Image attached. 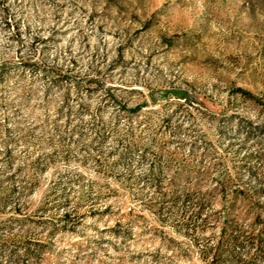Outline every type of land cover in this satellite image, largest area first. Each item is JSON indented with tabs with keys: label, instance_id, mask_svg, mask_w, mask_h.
<instances>
[{
	"label": "rangeland",
	"instance_id": "obj_1",
	"mask_svg": "<svg viewBox=\"0 0 264 264\" xmlns=\"http://www.w3.org/2000/svg\"><path fill=\"white\" fill-rule=\"evenodd\" d=\"M0 74V264H264V0H0Z\"/></svg>",
	"mask_w": 264,
	"mask_h": 264
},
{
	"label": "trees",
	"instance_id": "obj_2",
	"mask_svg": "<svg viewBox=\"0 0 264 264\" xmlns=\"http://www.w3.org/2000/svg\"><path fill=\"white\" fill-rule=\"evenodd\" d=\"M3 18H4V23L6 26L8 27H12L13 30L16 28V25L12 22V20L6 15V8L2 7V11H1ZM21 64L25 67H33L34 63L30 62L29 60H22ZM1 76V74H0ZM59 77L56 78H51V80L53 82H58V78L61 77V75H58ZM163 96H168V95H173L175 98L177 99H186L187 94L183 93V92H178V91H174V92H168V91H164L161 93ZM243 94L254 101H260L259 98H257L255 95L249 93V92H243ZM68 99V98H67ZM261 103V102H260ZM263 104V103H261ZM142 106H137L135 108L129 109V112H136L139 109H141ZM150 181L154 182H150L151 185L154 186H158L160 187V185L156 179H151ZM155 181H157V183L155 184ZM229 187V182L228 181H223L221 182V190L220 193L222 194L225 200V210H223L224 216H223V221L225 226L223 227V229H225L226 225H228L227 227H229L230 231H233L234 233L227 235V239L225 241L226 247L229 249H234V247L236 245H245L248 244L249 241L252 236L250 235H245V232H242L241 234L238 233V230L236 228H234L238 222L235 218H233L232 212L234 210V207L236 205V203L238 201H242L245 202L247 201L246 197H243L241 199H239L238 196H233L232 198L228 199V192L227 189ZM217 187L212 189V192L217 191ZM229 195V194H228ZM205 194L201 193V185L199 182H190L189 185L187 187L184 188L183 192L181 193L180 197H175L172 199V208L174 206H176L178 203H180L181 207H180V211H181V215H182V220H183V224H184V228H187L186 230L189 231H194L196 230L197 224L199 222V220L201 219V216L203 215V211L205 209V203H206V199H205ZM180 198V201H179ZM227 206V208H226ZM233 208V209H232ZM160 210L165 209L164 206L159 208ZM69 217V215L65 214L64 215V220H67ZM68 221V220H67ZM203 221V220H202ZM252 240H257V237H253ZM25 256L27 258H33L36 257L34 252H31L30 250H26L25 251ZM215 259L212 260V262H214Z\"/></svg>",
	"mask_w": 264,
	"mask_h": 264
}]
</instances>
